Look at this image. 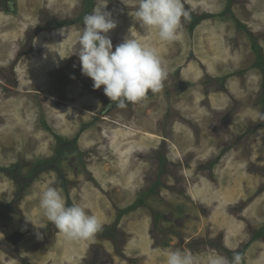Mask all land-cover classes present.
I'll return each instance as SVG.
<instances>
[{
  "label": "rangeland",
  "instance_id": "1",
  "mask_svg": "<svg viewBox=\"0 0 264 264\" xmlns=\"http://www.w3.org/2000/svg\"><path fill=\"white\" fill-rule=\"evenodd\" d=\"M97 2L0 0V264H166L177 248L264 264V0H183L173 42L138 0H108L113 51L134 38L168 73L124 108L73 53ZM50 184L102 230L66 239L39 206Z\"/></svg>",
  "mask_w": 264,
  "mask_h": 264
},
{
  "label": "clouds",
  "instance_id": "2",
  "mask_svg": "<svg viewBox=\"0 0 264 264\" xmlns=\"http://www.w3.org/2000/svg\"><path fill=\"white\" fill-rule=\"evenodd\" d=\"M108 0H98L90 14L83 18V28L73 53L78 56L81 72L90 78L94 89L103 86V94L119 108L127 102H139L147 93L159 92L168 73L157 51L142 45L134 38H126L115 46L107 35L117 27V20L107 10ZM135 17L141 26L157 31L159 38L173 42L183 28L182 19L190 20L183 0H138ZM264 119V114H257ZM62 189L48 185L39 192V206L47 220L71 241L93 238L102 230V223L89 215L78 204L66 206ZM166 264H196L191 249L163 250ZM209 264H243L244 256L234 252L231 259L216 250H210Z\"/></svg>",
  "mask_w": 264,
  "mask_h": 264
},
{
  "label": "trees",
  "instance_id": "3",
  "mask_svg": "<svg viewBox=\"0 0 264 264\" xmlns=\"http://www.w3.org/2000/svg\"><path fill=\"white\" fill-rule=\"evenodd\" d=\"M198 24V21H195L191 26H190V29L193 30L195 29V26ZM262 57L260 55H258L257 59H258V62L256 63V66L261 68V70L264 72V60L261 59ZM263 114H264V110H263ZM263 122H264V119H263ZM264 125V124H263ZM60 140V139H58Z\"/></svg>",
  "mask_w": 264,
  "mask_h": 264
},
{
  "label": "crops",
  "instance_id": "4",
  "mask_svg": "<svg viewBox=\"0 0 264 264\" xmlns=\"http://www.w3.org/2000/svg\"><path fill=\"white\" fill-rule=\"evenodd\" d=\"M222 174H223V173H222ZM244 180H245V179H244ZM244 180L241 181L240 184L243 185V184H244ZM247 180H248V179H247ZM234 186H235V185H234ZM243 186H244V185H243ZM243 186H242V187H243ZM235 188H236V192L238 193V192H239L238 187L235 186ZM239 188H240V187H239ZM232 190H233V189H232ZM238 196H239V198H240V197H241V194H238ZM227 203H228V201H227ZM227 206H229V205H227ZM251 206H252V209H253V210H255V209L258 210V209H259V208H258V207H259V204H258L257 202L252 203ZM226 235H228V234L226 233ZM233 238H234V234H233V236H232V235H231V236L228 235V239H229V241H231ZM231 245H232V244H231Z\"/></svg>",
  "mask_w": 264,
  "mask_h": 264
},
{
  "label": "bare ground",
  "instance_id": "5",
  "mask_svg": "<svg viewBox=\"0 0 264 264\" xmlns=\"http://www.w3.org/2000/svg\"><path fill=\"white\" fill-rule=\"evenodd\" d=\"M235 187V186H234ZM236 189V188H235ZM262 209V208H261ZM263 210V209H262ZM264 256V255H263Z\"/></svg>",
  "mask_w": 264,
  "mask_h": 264
},
{
  "label": "flooded vegetation",
  "instance_id": "6",
  "mask_svg": "<svg viewBox=\"0 0 264 264\" xmlns=\"http://www.w3.org/2000/svg\"><path fill=\"white\" fill-rule=\"evenodd\" d=\"M69 20V19H68Z\"/></svg>",
  "mask_w": 264,
  "mask_h": 264
}]
</instances>
